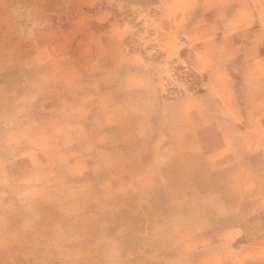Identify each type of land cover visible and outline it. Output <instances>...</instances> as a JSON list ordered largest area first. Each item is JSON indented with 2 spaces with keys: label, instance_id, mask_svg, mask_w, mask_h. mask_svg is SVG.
<instances>
[{
  "label": "rangeland",
  "instance_id": "obj_1",
  "mask_svg": "<svg viewBox=\"0 0 264 264\" xmlns=\"http://www.w3.org/2000/svg\"><path fill=\"white\" fill-rule=\"evenodd\" d=\"M262 6L0 0V264H264Z\"/></svg>",
  "mask_w": 264,
  "mask_h": 264
},
{
  "label": "crops",
  "instance_id": "obj_2",
  "mask_svg": "<svg viewBox=\"0 0 264 264\" xmlns=\"http://www.w3.org/2000/svg\"><path fill=\"white\" fill-rule=\"evenodd\" d=\"M247 8H249V10H251L252 11V13L253 14H255L256 12H257V6H255V7H253V4H251L250 2L248 3V5L246 6ZM262 8H264V6H262ZM259 15V14H258ZM262 17H264L263 15L264 14H260ZM260 28V30H262L263 31V29H264V25H262V27H259ZM263 38V37H262ZM256 46H257V49H260V48H263L264 47V43L261 41V44H256ZM264 95V94H263Z\"/></svg>",
  "mask_w": 264,
  "mask_h": 264
}]
</instances>
